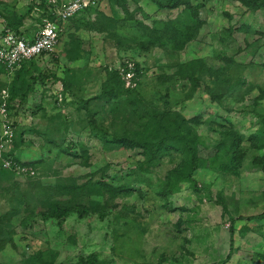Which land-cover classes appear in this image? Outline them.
<instances>
[{"label": "rangeland", "instance_id": "1", "mask_svg": "<svg viewBox=\"0 0 264 264\" xmlns=\"http://www.w3.org/2000/svg\"><path fill=\"white\" fill-rule=\"evenodd\" d=\"M51 1L0 0V30L34 28ZM96 2L54 54L13 75L0 65L12 155L38 171L0 172V264H264V8L128 0L132 19ZM124 59L143 71L137 91L108 71ZM175 130L193 172L192 153L156 148ZM59 207L87 214L50 217Z\"/></svg>", "mask_w": 264, "mask_h": 264}, {"label": "built area", "instance_id": "2", "mask_svg": "<svg viewBox=\"0 0 264 264\" xmlns=\"http://www.w3.org/2000/svg\"><path fill=\"white\" fill-rule=\"evenodd\" d=\"M62 1L65 2L62 7H59L58 0L50 2L54 6L52 14L55 17L54 19L42 17L41 23L38 21L36 25L34 24L36 29H31L32 38L19 35L11 29L0 30V63L5 67L7 74L12 75L27 61L42 55L54 54L60 43L63 32L62 26L69 20L97 6L96 0ZM38 9L36 8V11ZM125 63L127 70L121 71V75L126 88L134 89L138 86L135 62L127 60ZM117 68H120V62ZM7 92V90L2 91L3 101L0 103V115L4 117L0 134V169L22 173L24 176L34 178L38 175V171L32 167L16 163L15 156L12 155L16 128L9 119L12 105L9 104Z\"/></svg>", "mask_w": 264, "mask_h": 264}, {"label": "trees", "instance_id": "3", "mask_svg": "<svg viewBox=\"0 0 264 264\" xmlns=\"http://www.w3.org/2000/svg\"><path fill=\"white\" fill-rule=\"evenodd\" d=\"M114 2L116 4V8L121 9L123 11V13H125L126 15H128L129 17H131L132 19H134V16L130 13V11H128V8H129L128 7V0H114ZM151 2L153 4H155L160 9H169V10L178 9L182 5V0H151ZM243 2L250 9L255 10V11L264 8V0H243ZM39 6H40L39 9L42 6V10H41V13H40V18L38 19V21L40 23H41V18L42 17L43 18L44 17H49L51 19H54L55 16L52 14V9L54 8V6H52V4H49V5L46 4V5H44L43 3H41V5L39 4ZM197 9L198 8L193 9V12H194L193 13V16L195 18H198L199 19L198 10ZM90 10H92V9H90ZM90 10H87V11H90ZM72 20L73 19L69 20L68 22H70ZM19 23H21V22L19 21ZM13 25L14 24L11 23V22L8 23V28L7 29H11V30H13L15 33H17L19 35H26L27 37H31L32 38V34H31V31H30L31 29L25 28V26H23L22 24L19 25V26H17V27H14ZM34 28H32V29H34ZM170 30H171L170 28H165L163 32L168 33V31H170ZM171 37L176 39L177 38V35L176 34H171ZM148 45H149V47L148 46H145V44H142L141 45V49H143L145 51V50H148L150 47L157 46L155 43H151V44H148ZM35 59H37V58H35ZM33 60L27 61L24 64H22L21 67L17 71H15L13 74H16L23 67H25L29 63H31ZM128 60H130V59H128ZM126 61L127 60L124 59V60H122V62H120V68H115V67H112V66L107 67V68H108V71L111 73V75H114L119 80L122 88L125 91H130V92L132 91V92H134V91H137V90L140 89V85H141V82H142V79L141 78L143 77L142 76L143 75V71H142V69L140 67V64L135 62V65H136V80L138 82V86L136 88H134V89L126 88L125 81L123 79V76L121 75V71L127 70V65L125 63ZM0 65L5 70V67L1 63H0ZM195 119L196 118H192L191 120H188V122H194V121H196ZM237 137H239V136L237 135ZM240 139H242V138H240ZM174 140H177V141H174ZM257 141H258V139H257ZM131 145L136 146V147H141V148H147L148 146H150V147L151 146H155V145H152L151 143L150 144H148V143L141 144V143H137V142H132ZM156 148H158L159 151L162 150V151L167 152L168 154L171 153V152H173V151H175V150H177L179 152L180 151H183L184 153H186V152L189 153L190 152V153H192V156H191L190 159H192V165H193L190 168V172H193L194 169H196L197 166H198V157L195 158V156H194L196 150L192 146V139L190 140L188 138V136L185 135L182 131L175 130L174 131V134H171V135L168 134L166 137L162 138L160 144L157 145ZM15 161H16V163L20 164L19 160L16 157H15ZM23 165H29V164L23 163ZM30 166H33V168L37 170V165L35 163L30 164ZM0 172H6V173H10V174H15L16 173L17 174V172L7 171V170H4V169H0ZM31 178H33V177H31ZM81 209L82 208H80V207H77V208L59 207V208H56L55 210H53L52 216H50V217H53V218H62V217L68 216L69 214L76 213V212H80V211H83L82 212L83 213L82 215H86L87 214V211L86 210H81ZM258 219L263 220L264 219V213L261 216H259ZM233 247H234L233 234L231 233V248H230V253L228 255V259H230L232 257ZM92 264H95V262H92Z\"/></svg>", "mask_w": 264, "mask_h": 264}]
</instances>
